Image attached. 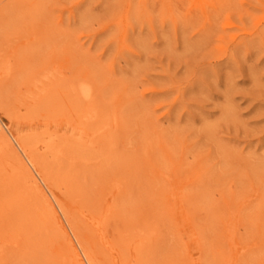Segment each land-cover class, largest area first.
Masks as SVG:
<instances>
[{
  "label": "rangeland",
  "instance_id": "rangeland-1",
  "mask_svg": "<svg viewBox=\"0 0 264 264\" xmlns=\"http://www.w3.org/2000/svg\"><path fill=\"white\" fill-rule=\"evenodd\" d=\"M1 132L0 264H264V0H0Z\"/></svg>",
  "mask_w": 264,
  "mask_h": 264
},
{
  "label": "bare ground",
  "instance_id": "bare-ground-1",
  "mask_svg": "<svg viewBox=\"0 0 264 264\" xmlns=\"http://www.w3.org/2000/svg\"><path fill=\"white\" fill-rule=\"evenodd\" d=\"M51 78V77H50ZM36 87V86H35ZM78 95H79V97H81L82 99H84V100H91L92 99V89H91V87L90 86H88V84L87 85H80V87H79V89H78V93H77ZM93 113V112H92ZM91 113V114H92ZM90 113H89V115H90V117H87L86 118V120L87 121H93L94 120V116L93 115H91ZM82 132L81 133H79V136L80 137H82L83 138V136L85 137V138H87V136H88V134L84 131V130H81ZM0 135H1V138H3V140L5 141V143L7 144V146H11L10 145V143H9V141L7 140V138H6V136L1 132L0 133ZM114 136V135H113ZM10 137V136H9ZM114 139V138H113ZM92 143V142H91ZM94 145V144H93ZM23 150V153L25 154V156L27 155V151L26 150H24V149H22ZM101 151V150H100ZM27 157V156H26ZM30 158V157H29ZM29 165V166H28ZM28 167H30V168H32V169H34L35 170V172H36V174L37 175H39V170H38V172L36 171V163H34L31 159H29L28 160ZM31 171V170H30ZM28 173H29V175H30V177L28 178V179H30V180H28L30 183H32L33 184V186L34 185H38V181H37V179L35 178V176H33L29 171H28ZM58 173V172H57ZM28 175V176H29ZM42 182H43V180L41 179V177L39 178ZM35 187V186H34ZM37 189H39V188H37ZM35 190V189H34ZM40 191V194H42L41 193V190H39ZM61 191V190H60ZM78 191V190H77ZM31 193H32V191H31ZM44 196V195H43ZM23 197V196H22ZM45 197V196H44ZM46 198V197H45ZM53 198V197H52ZM72 198V197H71ZM29 200V199H28ZM55 200V199H54ZM18 201V200H17ZM30 202V201H29ZM45 202V201H44ZM22 203V202H21ZM47 204H49V203H47ZM46 204V205H47ZM40 205V204H39ZM49 206L50 207H52V205L51 204H49ZM48 207V206H47ZM57 207H58V209L59 210H61L62 211V207H61V205L60 204H58L57 203ZM10 208V207H9ZM24 209H25V207H24ZM50 209V208H49ZM48 212H49V210H48ZM106 212H108V209H106ZM21 216V215H20ZM7 217V216H6ZM22 217V216H21ZM31 217H32V215H31ZM42 218H44V217H42ZM45 219V218H44ZM67 220V219H66ZM9 221V220H8ZM40 221V220H39ZM29 222V221H28ZM48 222V221H47ZM66 222V221H65ZM37 226V225H36ZM34 227V226H33ZM40 227V226H39ZM41 229V228H40ZM58 238V237H57ZM135 238V237H134ZM156 238V237H155ZM30 239V238H29ZM28 239V240H29ZM3 241V240H2ZM124 241V240H123ZM56 242V241H55ZM37 245V244H36ZM35 246V245H34ZM119 246V245H118ZM29 251H30V249H28ZM49 250V249H48ZM32 251V250H31ZM52 251V250H51ZM82 252H83V255H84V257L86 258V260H87V262H88V264H92L91 263V259L89 258V256L87 255V253L82 249ZM25 254V253H24ZM39 254H40V252H39ZM36 255V254H35ZM34 255V256H35ZM23 256V255H22ZM24 257V256H23ZM48 257V256H47ZM16 258V257H15ZM19 259V258H18ZM50 259V258H49ZM78 260V259H77ZM77 260H75L76 261V263L78 264L79 263V261H77ZM51 261V260H50Z\"/></svg>",
  "mask_w": 264,
  "mask_h": 264
}]
</instances>
